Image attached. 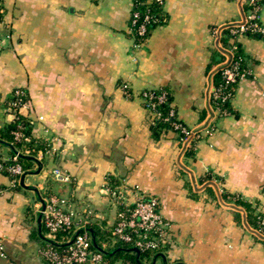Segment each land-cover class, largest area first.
I'll return each instance as SVG.
<instances>
[{
  "label": "crops",
  "instance_id": "1",
  "mask_svg": "<svg viewBox=\"0 0 264 264\" xmlns=\"http://www.w3.org/2000/svg\"><path fill=\"white\" fill-rule=\"evenodd\" d=\"M1 4L0 125L13 119L6 109L12 90L23 88L26 105L18 114L49 148L32 155L39 163L33 160L25 170H40L26 174L25 185L41 195L68 196L78 219L88 213L89 223L108 229L116 209L108 178L136 184L158 198L172 223V242L164 251L168 263L264 264V238L252 231L258 227L246 226L242 207L221 196L222 190L239 194L264 213V39L238 37L250 74L232 97L237 114L216 117L212 110L208 125L215 130L202 134L192 157L170 129L153 138L141 95L168 87L178 117L192 128L201 124L210 106V74L227 57L221 29L242 20V0H163L165 21L136 48L129 26L133 0ZM258 16L264 23V0ZM217 51L224 59L208 71ZM11 154V146L0 142V159ZM55 166L71 180L56 179L50 173ZM19 180L13 185L0 170L6 253L0 264H50L41 253L45 230L38 195ZM154 264L163 261L158 257Z\"/></svg>",
  "mask_w": 264,
  "mask_h": 264
},
{
  "label": "built area",
  "instance_id": "2",
  "mask_svg": "<svg viewBox=\"0 0 264 264\" xmlns=\"http://www.w3.org/2000/svg\"><path fill=\"white\" fill-rule=\"evenodd\" d=\"M158 4H162L163 0H155ZM248 5L242 20L236 22V28L232 29L242 35L246 31L264 33V25L261 23L258 11L260 6L256 0H242ZM155 20L149 11L141 13L133 3L130 13V35L134 39L133 47H139L148 36L150 24ZM2 19H0V24ZM232 45L227 47L228 52L232 55L235 44L231 39ZM1 49V46H0ZM228 59V55L226 60ZM224 60L223 62H225ZM222 62V63H223ZM228 65V64H227ZM224 66V74L228 80H233L236 76L239 79L250 74V68L245 67L238 70L237 64L232 67ZM127 92V85H123ZM154 88L142 91V100L144 107L149 111V120L152 124L155 118L160 116V112L156 108L158 102L164 100L165 91L154 94ZM26 105V91L23 88H15L12 90L6 109L13 116L18 114V110ZM217 112V111H216ZM174 114V110L170 111ZM225 115V114H224ZM42 119V116H39ZM211 124V123H210ZM207 125L201 129L204 134H211L215 130L214 124ZM179 127L178 123L174 124ZM186 134L185 145H188L190 139L195 135L194 128H182ZM200 131V130H199ZM14 140L21 142V146H15L16 152L8 157L0 159V170L5 168L10 175L12 184L18 180L25 169L18 162V154H31L32 149L25 146V141L29 140L20 123L12 130ZM202 133V134H203ZM37 151L47 153L49 151L46 145L44 149ZM5 162H9L5 164ZM5 164V165H4ZM50 173L58 180L69 182L70 175L60 167H53ZM108 195L111 202L115 206V216L111 223L108 240L101 242L104 249L107 246L121 242L128 246H136L141 251H150L152 253L162 252L170 246L171 239V221L166 218L161 209L159 200L156 196L148 193L136 184H130L126 181L114 182L108 186ZM45 200V206L41 210L39 203V211H42L41 222L44 227V236L53 240L55 243L45 241L46 244L42 247V256L50 264H120L121 260L111 261L105 257V253L96 248L92 243V237L88 231L89 217L88 213L82 218H77L68 196L58 195L55 193H46L42 195ZM82 229L75 234L78 229ZM260 234L264 235V215L259 219L257 228ZM60 244L59 247L55 246ZM4 243L0 239V256H5ZM154 255V254H153ZM150 258H143V262H149Z\"/></svg>",
  "mask_w": 264,
  "mask_h": 264
},
{
  "label": "trees",
  "instance_id": "3",
  "mask_svg": "<svg viewBox=\"0 0 264 264\" xmlns=\"http://www.w3.org/2000/svg\"><path fill=\"white\" fill-rule=\"evenodd\" d=\"M263 0H256V3L260 6ZM135 2L136 8L141 12L149 11L155 20L150 24V28L162 23L165 21V16L161 12V5L158 4L155 0H133ZM244 11L248 8V5L243 2ZM3 16V8L0 0V19ZM262 23V22H261ZM264 25V23H262ZM237 25L235 23H229L221 29L222 35L220 36V41L225 47H230L232 45L231 39L235 44L233 48V52L231 55V59L228 63V67H232L237 64L238 70H242L245 67H248L247 60H246V53L242 48L241 44L239 43L238 37L240 36L237 32H233L232 29L236 28ZM149 28V29H150ZM149 33V32H148ZM242 35H246L249 37H257L264 39V33L260 32H250L249 30L243 33ZM225 54L221 51H217L212 55V58L208 64V71L214 68L222 59H224ZM224 66L217 68L211 76V88H210V96L209 102L214 114L217 116H221L224 114H237V110L232 105V97L235 93L236 86L238 84L239 76H236L233 80H228L223 72ZM165 91V99L158 102L156 108L160 112V116L155 118L154 122L150 124L151 134L153 138L157 139L160 135L166 130H172L176 134V139L178 140L179 144L182 145L187 138L182 128L185 127L187 130L191 129L189 125H187L184 121H182L176 112V108L173 104V97L172 92L168 87L161 86L153 89L154 94H159ZM8 101V100H7ZM6 101V102H7ZM174 110V114L171 115L170 111ZM215 111H217L215 113ZM206 114L205 110L200 111V120L204 118ZM20 123L23 127L24 132L29 135V140L25 141V146H28L32 149V153H35L38 149H44L45 143L31 135L30 132V121L25 118L24 116L17 114L13 119L7 121L5 124L0 125V140H4L7 142H11L14 146H21L22 143L14 140L12 130H14L17 124ZM175 123L179 124V127H175ZM212 124V123H211ZM210 124V125H211ZM200 130L195 133V135L190 139L188 145L185 146L184 155L185 156H194L195 148L197 141L203 136ZM18 162L22 165L24 169L29 168L32 163L33 159L28 156H18ZM9 162H5L7 164ZM4 164V165H5ZM2 172L6 173L13 178L9 172L3 168L1 169ZM209 177L208 174L200 178V181L206 180ZM108 183L111 185L113 183V179L111 177L108 178ZM15 186H18L17 181L15 182ZM205 191L209 194H214V189L211 186H207ZM221 196L225 200L233 201L236 205L242 207L245 212L246 221L253 227L259 226V219L264 215V213L256 210L257 203L253 201H249L241 197L239 194H232L225 190H222ZM235 218L236 220H241V213L239 211H235ZM88 227L92 228L96 243L101 245L103 240H108L109 230L107 228H101L97 224L96 221H92L89 223ZM44 245L46 242H43ZM55 246L59 247L60 244H56ZM115 247H121V249L117 250L112 254H106L105 257L111 261L114 260H121L120 264H140L136 260L135 253L132 251H127L125 248L128 247L127 244L118 242L113 244ZM113 246H107L106 250H112ZM153 253L150 251H141L140 252V259L144 258H151Z\"/></svg>",
  "mask_w": 264,
  "mask_h": 264
},
{
  "label": "water",
  "instance_id": "4",
  "mask_svg": "<svg viewBox=\"0 0 264 264\" xmlns=\"http://www.w3.org/2000/svg\"><path fill=\"white\" fill-rule=\"evenodd\" d=\"M233 23H236V22H233ZM225 52H226V54L228 55V59H227L225 62L219 64L215 69H213L212 72H211V74H210V76L212 75V73H213L217 68L223 67V66H225V65H227V64L229 63V61H230V59H231V54H230V52H228V51H225ZM212 116H213V111H212L211 107L208 106V116L205 118V120H204L201 124H199L197 127L194 128V131H199V130L205 128V127L208 125L209 121L212 119ZM0 142L5 143V144H9V145L11 146V148H12V152H16V149L14 148V146L12 145V143H9V142L4 141V140H0ZM184 148H185V143H184L183 149H184ZM18 156H28V157L32 158L33 160H36V161L39 163V161H38L34 156H32V155H26V154L19 153ZM39 170H40V165H39L36 169H34V170H25V171L20 175V180H19V182H20V184H21L22 186H24V187H26V188H31V189H33V190L37 193L38 198H39V202H40V205H41V210H42V209L44 208V206H45V200H44V198L42 197V195L39 193L38 189H37L36 187H32V186H28V185H25V184H24V176H25L26 174H28V173H37ZM41 210L39 211V215H38V221H39L40 223H41V217H42V211H41ZM239 210H242V209L240 208ZM243 221H244V224H245L246 226H248V224L246 223L245 214H243ZM87 229H88V231H89L90 234H91L93 245H94L96 248L102 250L104 253H106V254H112V253L116 252L117 250L121 249V247H115V248H113L112 250H109V251L106 250V249H104L102 246H100V245H98V244L96 243L95 234H94L92 228L88 227ZM81 230H82L81 228L78 229V230L75 232V234L79 233ZM252 231H254L256 234H258L259 236H261V237L264 238V235H260V233L257 232L256 230H252ZM42 236H43V235H42ZM43 239H44L45 241H48V242H51V243H55L53 240L47 238L46 236H43ZM125 249H126L127 251H132V252H134V253H135V256H136V260H137L140 264H154L155 261H156V259H157L158 257H160V258L162 259L163 264H170V263L167 262L166 255H165L164 253H162V252H157V253H155V254L153 255L151 261H150L149 263H144V262L140 259V256H139V255H140V250H139V248H137L136 246H128V247H126Z\"/></svg>",
  "mask_w": 264,
  "mask_h": 264
},
{
  "label": "rangeland",
  "instance_id": "5",
  "mask_svg": "<svg viewBox=\"0 0 264 264\" xmlns=\"http://www.w3.org/2000/svg\"><path fill=\"white\" fill-rule=\"evenodd\" d=\"M150 253H151V252H150ZM153 254H155V253H153ZM152 256H153V255H152ZM152 256H151V257H152ZM142 258H144V257H142Z\"/></svg>",
  "mask_w": 264,
  "mask_h": 264
}]
</instances>
